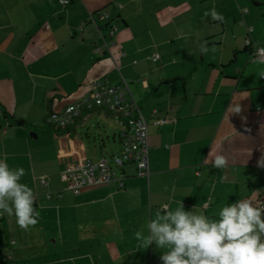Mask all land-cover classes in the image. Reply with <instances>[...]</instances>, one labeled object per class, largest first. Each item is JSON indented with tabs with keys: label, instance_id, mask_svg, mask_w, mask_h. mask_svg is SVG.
Returning a JSON list of instances; mask_svg holds the SVG:
<instances>
[{
	"label": "crops",
	"instance_id": "obj_1",
	"mask_svg": "<svg viewBox=\"0 0 264 264\" xmlns=\"http://www.w3.org/2000/svg\"><path fill=\"white\" fill-rule=\"evenodd\" d=\"M61 1L0 0V160L25 169L38 213L28 230L14 216L0 220V264H162V250L135 239L162 204L209 217L240 199L264 208V63L251 60L264 46V15L237 0ZM213 8L222 21L205 15ZM248 27L254 48H245ZM95 81L127 83L148 124L149 175L129 165L123 189L73 194L76 161L100 159L116 123L97 110L57 131L46 118ZM95 118L113 120L114 133L91 129ZM215 155L228 166L206 162Z\"/></svg>",
	"mask_w": 264,
	"mask_h": 264
},
{
	"label": "clouds",
	"instance_id": "obj_2",
	"mask_svg": "<svg viewBox=\"0 0 264 264\" xmlns=\"http://www.w3.org/2000/svg\"><path fill=\"white\" fill-rule=\"evenodd\" d=\"M205 15L223 20L214 8ZM200 51L206 53L208 49L202 45ZM259 77H264V71ZM230 109L232 113L241 112L239 104ZM205 160L217 169L228 166L224 155ZM258 166L264 167V155ZM25 174L24 168L10 167L0 160V216H14L17 225L28 230L38 223V213L33 190L21 182ZM145 229L137 230L135 239L140 247L147 249L155 244L162 250V264H264V208L256 207L251 199L226 204L213 217L195 208L185 210L183 202L175 209L165 203L147 221Z\"/></svg>",
	"mask_w": 264,
	"mask_h": 264
},
{
	"label": "built area",
	"instance_id": "obj_3",
	"mask_svg": "<svg viewBox=\"0 0 264 264\" xmlns=\"http://www.w3.org/2000/svg\"><path fill=\"white\" fill-rule=\"evenodd\" d=\"M62 5L68 1L62 0ZM246 13V10L243 11ZM101 21L107 22V13L98 15ZM244 24V21L240 22ZM107 35L111 39L116 28L106 27ZM252 28H247L245 38V48H254L250 34ZM107 46L106 43H104ZM153 62L159 60V55L152 57ZM252 61L264 60V46H257L253 49ZM101 110L105 115L114 119L117 125V137L120 140L119 154L112 156L111 160L100 158L90 160L79 159L75 163L72 177L76 180V185L71 188L73 194H79L87 188H95L103 185L114 184L117 189L125 187L126 166H134L135 176L149 175V146H148V124L139 109L138 103L130 95L128 85L122 81L120 85H109L103 81H95L89 92L76 103L67 105L60 112L50 113L46 118V123L57 131L68 129L76 121L83 119L90 114ZM167 120H156L154 124H164ZM41 186H47L44 177L40 178ZM58 198L61 194L57 193ZM46 198H52V193H46ZM0 216V220L4 219Z\"/></svg>",
	"mask_w": 264,
	"mask_h": 264
},
{
	"label": "rangeland",
	"instance_id": "obj_4",
	"mask_svg": "<svg viewBox=\"0 0 264 264\" xmlns=\"http://www.w3.org/2000/svg\"><path fill=\"white\" fill-rule=\"evenodd\" d=\"M238 5L242 8V9H247V11L249 13L251 12H257L259 14V16L261 17V15H264V0H237ZM262 9L263 13H259L260 10ZM103 119V118H102ZM106 121V122H105ZM113 120L112 121H107V119H103V120H99L96 121L93 120L91 122V124H94V126H91V129L95 130V131H106L108 133V135L113 134ZM116 129H117V125H116ZM105 140L104 142H106L105 147H102V149L98 148V158H106L107 160H111L112 156H115L117 154H119L120 151V140L119 138H116L115 143H113L111 137H110V141H107L106 136L104 134ZM97 155H92L90 160H96Z\"/></svg>",
	"mask_w": 264,
	"mask_h": 264
},
{
	"label": "trees",
	"instance_id": "obj_5",
	"mask_svg": "<svg viewBox=\"0 0 264 264\" xmlns=\"http://www.w3.org/2000/svg\"><path fill=\"white\" fill-rule=\"evenodd\" d=\"M3 115L9 119L10 121H12L15 125L21 126L24 125V121L23 120H17V119H13L12 116L8 115L7 112H5L3 109L1 110Z\"/></svg>",
	"mask_w": 264,
	"mask_h": 264
}]
</instances>
